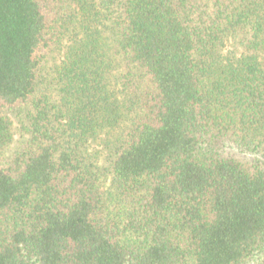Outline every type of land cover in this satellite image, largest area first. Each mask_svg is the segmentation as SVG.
<instances>
[{
  "label": "trees",
  "instance_id": "obj_1",
  "mask_svg": "<svg viewBox=\"0 0 264 264\" xmlns=\"http://www.w3.org/2000/svg\"><path fill=\"white\" fill-rule=\"evenodd\" d=\"M16 108L0 264H264V0H0V151Z\"/></svg>",
  "mask_w": 264,
  "mask_h": 264
},
{
  "label": "rangeland",
  "instance_id": "obj_2",
  "mask_svg": "<svg viewBox=\"0 0 264 264\" xmlns=\"http://www.w3.org/2000/svg\"><path fill=\"white\" fill-rule=\"evenodd\" d=\"M59 59V52L57 50L49 52L44 58V65L41 68L40 75V88L44 92L50 91L49 84L47 80L52 74L53 66L57 63ZM9 118L12 126V131L14 138L4 149L0 151V167L4 166L9 159L12 157L13 153L19 144V139L21 138V131L26 123L24 117V110L22 109H8L4 112ZM118 131L115 132H101L97 139L89 145V153L94 159V164L97 166V172L99 175V181L104 191L105 197L108 200L110 209L114 210L117 206V201L115 198V192L111 183L110 174V163L113 157V145L114 137L117 135ZM260 256L255 255L241 264H259Z\"/></svg>",
  "mask_w": 264,
  "mask_h": 264
}]
</instances>
